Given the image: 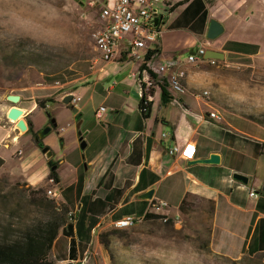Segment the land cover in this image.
I'll use <instances>...</instances> for the list:
<instances>
[{"label": "crops", "instance_id": "1", "mask_svg": "<svg viewBox=\"0 0 264 264\" xmlns=\"http://www.w3.org/2000/svg\"><path fill=\"white\" fill-rule=\"evenodd\" d=\"M158 8L163 19L159 62L174 58L184 61L206 42L207 50L221 52L224 58H253L263 50L264 0H162ZM212 20L222 26L223 33L209 41L206 32ZM140 64L131 59L97 63L95 71L85 78L78 75L81 70L75 71V78L64 82L66 88L55 97L44 95L41 88L27 87L6 94L20 97L16 107L22 110L26 125L31 122L34 132L52 125L45 113L54 121L56 127L41 140L50 151L57 137L63 141L58 158L52 156L57 164L55 184L48 179L47 160L31 135L19 133L15 123L7 119L12 105L5 100L6 95L0 99V178L27 187L55 189L58 205L74 215L70 221L66 217L53 239L50 252L54 264H103L97 261L101 252L97 235L102 229L125 217L145 219L148 213L177 217L178 206L186 196L213 202L211 253L228 259L260 255L264 260V140L243 137L231 122L223 123L226 114L188 91L179 95V104H175L168 92L161 102L160 90H155L150 116L144 119L138 109L140 89L135 80ZM192 67L186 68L187 86L193 82L189 73ZM158 77L163 79L161 74ZM89 80H93L92 90L110 84L104 100H116L112 99L114 104L108 109L100 107L105 109L100 118L95 117L100 108L89 109L88 104L81 103L75 89ZM91 93L90 100L94 98ZM67 95L78 97L79 101L70 104L77 113L61 104ZM40 97H51L53 102L40 108ZM49 105L55 107L53 117L65 116L61 130L56 129ZM213 111L219 117L216 121L209 119ZM79 139L86 144L83 150ZM186 143L195 146L194 159L185 162L167 154L176 144ZM211 154L219 158L218 165L197 163ZM234 173L248 177L247 185L233 181ZM150 190V200L141 197ZM250 192L255 196L250 197ZM159 201L167 207L152 209L151 205Z\"/></svg>", "mask_w": 264, "mask_h": 264}, {"label": "rangeland", "instance_id": "2", "mask_svg": "<svg viewBox=\"0 0 264 264\" xmlns=\"http://www.w3.org/2000/svg\"><path fill=\"white\" fill-rule=\"evenodd\" d=\"M98 1L0 0V99L24 87L41 88L44 95L59 96L63 90L52 88L54 81L63 84L75 78V71L80 70L81 78L88 76L94 57L91 32L97 25ZM189 73L193 82L185 85L188 92H207L205 100L218 113L227 115L223 123L231 122L243 137L264 140V47L253 58L228 55L221 62L193 66ZM92 82L75 87L81 103L88 104L89 109L101 106L108 109L113 97L104 98L110 84L92 90ZM91 91L94 92L92 100L89 99ZM45 99L49 98L38 100ZM48 112L58 125L56 129L61 130L66 124L65 116L53 117L54 105H49ZM56 141L51 148L54 160L63 148L62 139L57 137ZM47 190L48 187L32 188L19 182L10 183L7 177L0 178V264H54L50 252L52 242L65 219L58 211V204L48 197ZM187 205L188 212L170 216V224L142 220L127 229L105 227L99 235L120 232L108 236L107 250L99 244L101 252L97 261L103 264H264L260 255L228 259L211 253L212 215L208 203L191 197Z\"/></svg>", "mask_w": 264, "mask_h": 264}, {"label": "built area", "instance_id": "3", "mask_svg": "<svg viewBox=\"0 0 264 264\" xmlns=\"http://www.w3.org/2000/svg\"><path fill=\"white\" fill-rule=\"evenodd\" d=\"M161 1L99 0L100 11L98 12L97 25L91 32L94 57L89 68L92 73L95 71L97 63H120L123 59L140 61L141 64L137 70L140 99L142 95H145V102L151 104L154 99L153 92L160 90V86H164L170 95V102L179 104L178 96L187 93L184 84L187 76L186 68L208 62L203 59L204 53L208 49V43L198 46L197 49L187 55L184 61L174 58L159 62L157 58L159 56L158 42L162 29L160 25L162 13L158 5ZM147 53L150 55L146 59ZM214 61L210 60V63ZM154 74L163 75V82H153ZM53 87L64 90L66 85L60 81H54ZM192 95L195 99L205 100L208 93L203 91L192 93ZM77 101H79L78 97L72 96L70 104L74 105ZM104 111V108H100L95 117L100 118ZM218 118L214 111L209 113V119L216 121ZM195 152V146L192 143H186L183 146L176 144L167 151V154L187 162L194 159ZM50 183L53 181L51 180ZM47 195L50 200L57 203L58 191L49 189ZM249 196L254 197L255 194L250 192ZM166 207L167 205L161 201L151 205V208L155 210ZM73 217V213H68V221ZM162 217L163 219L160 220L163 223L171 219L169 216ZM143 219V217H125L114 223L113 226L117 229H127Z\"/></svg>", "mask_w": 264, "mask_h": 264}, {"label": "water", "instance_id": "4", "mask_svg": "<svg viewBox=\"0 0 264 264\" xmlns=\"http://www.w3.org/2000/svg\"><path fill=\"white\" fill-rule=\"evenodd\" d=\"M221 33H223L222 26L214 20L210 21L208 31L206 32V39L209 41L215 40L221 35ZM203 59L205 61L217 60V62H221L224 60V54L221 52H217L215 50H206L204 53ZM71 97L72 95H67L63 97L61 100V104L69 107ZM19 99L20 97L18 95L9 94L5 96V100L12 105V108L9 109V111L6 114V117L7 119H9V121H12L15 123V128L17 129L19 133H24V132H27L28 126L26 125V122L21 118L22 113H23L22 110L16 107L17 103L19 102ZM70 107L73 113H77V109L75 107H72V106ZM50 124H53V125L47 126L37 133L36 140L44 138L50 131H52L53 128L56 127L53 120L50 121ZM79 126H80V121L77 122L76 128H79ZM78 141H79L80 150L85 149V146H86L85 142L82 139H79ZM37 148L43 154V157L47 160V167H49L50 171L54 170L56 166L53 163V160H52L53 154L49 150V147H45L43 144H40ZM197 163L218 165L219 158L216 155L211 154L209 155L208 158L200 160ZM231 178L233 181L243 184V185H247L248 183V177L241 175V174L234 173L232 174ZM261 191L264 192V186L261 188ZM152 196H153V190H150L147 193L145 194L143 193L141 195V197L144 198L145 200H150Z\"/></svg>", "mask_w": 264, "mask_h": 264}, {"label": "trees", "instance_id": "5", "mask_svg": "<svg viewBox=\"0 0 264 264\" xmlns=\"http://www.w3.org/2000/svg\"><path fill=\"white\" fill-rule=\"evenodd\" d=\"M187 0H185L186 2ZM173 7H170L169 8V12L172 11ZM162 18H161V21H160V25H162ZM257 50V49H256ZM159 52V51H158ZM18 55V53L16 54ZM13 56V57H17V56ZM149 55L150 53H147L146 54V59L149 58ZM215 62V61H214ZM207 63H210V61H208ZM153 82L155 83H162L163 82V79H160L158 77V74H154L153 75ZM166 88L164 86H160V101L161 102H164L165 98L167 97V92L165 90ZM145 99H146V96L145 95H142L141 99H139V103H138V109H139V112L142 114V117L144 119H148V117L150 116V111H151V104H148L147 102H145ZM169 99V98H168ZM46 102H53L52 99H45V100H39L38 101V106L40 108H44V104ZM45 116L46 118L49 120V122L51 121V117L45 113ZM53 125V124H52ZM27 126H28V130H27V133L31 135V138L33 140V143L36 147H38L40 144H43L42 140L41 139H38L36 140V137H37V133L34 132V128H33V125L31 124L30 121H27ZM263 146H264V143H263ZM54 165H57L56 163ZM48 179L49 180H52L53 183L55 184L56 182H58V176H57V173H56V168L52 171L49 172V175H48ZM188 198H191L190 196H186V199H184L178 206V212L180 215H184L186 212H188L189 208H188V205H187V199ZM193 198V197H192ZM196 198V197H194ZM197 199V198H196ZM200 200V199H199ZM208 203V208H209V214L213 216V202L212 201H206ZM58 211L61 213V215L63 216L64 219H66V217H68V210L62 206V205H59L58 207ZM160 219H163V217L161 215H156V214H153V213H148L146 216H145V219H143L144 221H149V220H160ZM172 221L171 219L168 220L166 223L167 224H170ZM120 231L118 230H114L113 232H108L104 235H99L97 237L98 239V242L99 244L105 248V250H107V245H106V240L108 238V236H111V235H116V234H119Z\"/></svg>", "mask_w": 264, "mask_h": 264}, {"label": "flooded vegetation", "instance_id": "6", "mask_svg": "<svg viewBox=\"0 0 264 264\" xmlns=\"http://www.w3.org/2000/svg\"><path fill=\"white\" fill-rule=\"evenodd\" d=\"M55 164V162H53Z\"/></svg>", "mask_w": 264, "mask_h": 264}]
</instances>
